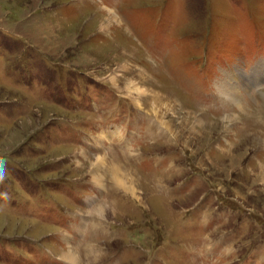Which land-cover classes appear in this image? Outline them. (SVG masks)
<instances>
[{"label": "rangeland", "instance_id": "obj_1", "mask_svg": "<svg viewBox=\"0 0 264 264\" xmlns=\"http://www.w3.org/2000/svg\"><path fill=\"white\" fill-rule=\"evenodd\" d=\"M0 160V264H264V0H0Z\"/></svg>", "mask_w": 264, "mask_h": 264}, {"label": "bare ground", "instance_id": "obj_2", "mask_svg": "<svg viewBox=\"0 0 264 264\" xmlns=\"http://www.w3.org/2000/svg\"><path fill=\"white\" fill-rule=\"evenodd\" d=\"M259 71V70H258ZM227 84H229L228 86H227V90H228V95L230 96V98L229 99H231V100H235V101H238V99L240 98H238V92L236 91V89H235V86H233V85H231L230 83H228L227 82ZM238 89V88H237ZM226 90V89H225ZM147 91V90H146ZM234 91H236V95L234 94ZM223 92H224V90H223ZM146 93V92H145ZM156 94H159V93H156ZM240 101H241V99H239ZM241 103V102H240ZM238 104H239V101H238ZM157 105V104H156ZM240 105V104H239ZM158 106V105H157ZM242 107V106H241ZM173 109V108H172ZM161 111V110H160ZM158 113V112H157ZM189 113H191L190 111H189ZM161 114V113H160ZM168 123V122H167ZM170 125V124H169ZM196 130V129H195ZM102 163V165H104L105 163H103V159L102 158H98V161L96 162V163H94V165H95V171H96V169H98V165L99 164H101ZM119 168H118V171H120L122 168L120 167V166H118ZM102 168V167H101ZM115 169V168H114ZM123 170V169H122ZM121 170V173H124L123 171ZM125 170V169H124ZM94 171V172H95ZM125 171H127V170H125ZM98 174V173H97ZM113 175V174H112ZM124 176V175H123ZM118 182H120V183H125V184H128V181H127V179H126V176L123 178V179H119L120 178V176L119 175H115V177H114ZM136 180V179H135ZM117 183V182H116ZM135 183V182H134ZM121 185V184H120ZM129 185V184H128ZM127 185V186H128ZM134 189V188H133ZM131 190V189H130ZM136 191V190H135ZM134 192V191H133ZM135 193V192H134ZM134 193H133V195H134ZM71 253V252H70ZM69 253V254H70ZM75 253V252H74ZM68 254V253H67ZM69 258H70V261H71V259L72 258H74V254L73 253H71L70 254V256H69ZM73 262V261H72Z\"/></svg>", "mask_w": 264, "mask_h": 264}, {"label": "clouds", "instance_id": "obj_3", "mask_svg": "<svg viewBox=\"0 0 264 264\" xmlns=\"http://www.w3.org/2000/svg\"><path fill=\"white\" fill-rule=\"evenodd\" d=\"M4 172H5L4 161L0 160V179H3ZM97 214L99 215L101 213H97Z\"/></svg>", "mask_w": 264, "mask_h": 264}]
</instances>
